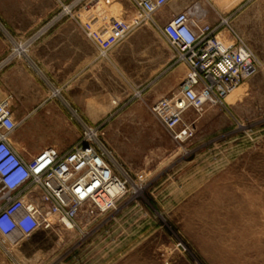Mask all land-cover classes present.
<instances>
[{"label":"rangeland","instance_id":"rangeland-1","mask_svg":"<svg viewBox=\"0 0 264 264\" xmlns=\"http://www.w3.org/2000/svg\"><path fill=\"white\" fill-rule=\"evenodd\" d=\"M187 1L202 22L227 21L220 36L235 44V34L257 72L222 106L189 110L194 131L179 140L152 112L188 74L166 39L151 24L135 27L136 10L123 14L131 0H56L55 19L83 26L102 87L67 84V104L38 113L46 117L28 144L18 120L13 142L31 157L45 147L65 151L88 129L130 181L112 212L83 208L73 229L55 224L0 242V264H264V15L255 14L264 0ZM95 90L102 96L84 92Z\"/></svg>","mask_w":264,"mask_h":264},{"label":"built area","instance_id":"built-area-1","mask_svg":"<svg viewBox=\"0 0 264 264\" xmlns=\"http://www.w3.org/2000/svg\"><path fill=\"white\" fill-rule=\"evenodd\" d=\"M131 2L137 13L134 26L153 25L187 67L178 93L152 107L176 139H185L194 131L193 124L185 122L186 113L222 106L257 72L256 58L237 43L235 34V44L220 36L228 25L225 19L214 25L203 23L191 7L163 21L171 0ZM17 130L8 101H0V242L30 238L55 224L72 226L83 208L102 214L116 210L130 180L116 175L109 152L91 130L65 151L47 147L30 158L14 146Z\"/></svg>","mask_w":264,"mask_h":264},{"label":"crops","instance_id":"crops-1","mask_svg":"<svg viewBox=\"0 0 264 264\" xmlns=\"http://www.w3.org/2000/svg\"><path fill=\"white\" fill-rule=\"evenodd\" d=\"M190 3L171 0L163 21L184 11ZM120 6L123 14L135 11L133 5ZM91 8L96 11L99 7L97 4ZM257 9L255 14L264 15L263 10ZM55 15L56 0H0V101H8L16 123L23 121L21 137L26 144L31 134L41 131V121L46 116L38 113L58 112L63 103L67 104V84L82 91L93 85L98 89L102 77L96 52L89 57V41L82 33L83 26L76 29L67 25L66 17L55 19ZM216 22L211 19L208 24ZM90 46L94 48L96 44ZM89 59L94 65L90 73ZM84 92L97 97L103 94L98 90ZM96 104L102 106V101L96 100ZM72 141L74 137L67 131V142ZM14 146L30 158L19 151L16 143Z\"/></svg>","mask_w":264,"mask_h":264},{"label":"bare ground","instance_id":"bare-ground-1","mask_svg":"<svg viewBox=\"0 0 264 264\" xmlns=\"http://www.w3.org/2000/svg\"><path fill=\"white\" fill-rule=\"evenodd\" d=\"M236 92H237V91H235V92H234L229 98H231L232 96H234ZM68 228H69V229H73V226H69Z\"/></svg>","mask_w":264,"mask_h":264}]
</instances>
